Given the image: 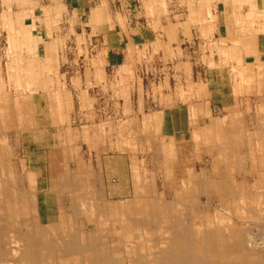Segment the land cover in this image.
Returning a JSON list of instances; mask_svg holds the SVG:
<instances>
[{
  "label": "bare ground",
  "instance_id": "1",
  "mask_svg": "<svg viewBox=\"0 0 264 264\" xmlns=\"http://www.w3.org/2000/svg\"><path fill=\"white\" fill-rule=\"evenodd\" d=\"M180 1L189 4L186 20L162 26L160 40L119 48V62L109 56L112 40L99 49L103 41L90 38L101 23L122 27L124 16L106 12L109 0L88 11L91 33L77 34L83 19L67 7L74 0H0V264H264V61H242L250 35L259 48L264 7ZM139 2L147 23L168 15V0ZM217 17L226 25L219 39L181 45L190 25L212 34ZM68 55L69 86L60 73ZM217 63L233 67L235 103L223 110L211 107L204 71ZM141 64L152 72L147 88ZM134 87L147 98L138 92L146 104L137 108L128 99ZM25 133L38 144L53 140L43 191L53 213L45 220L39 172L22 155ZM105 150L129 154L128 195L104 178Z\"/></svg>",
  "mask_w": 264,
  "mask_h": 264
},
{
  "label": "crops",
  "instance_id": "2",
  "mask_svg": "<svg viewBox=\"0 0 264 264\" xmlns=\"http://www.w3.org/2000/svg\"><path fill=\"white\" fill-rule=\"evenodd\" d=\"M80 1H81V3L78 4ZM109 1H110V4L107 5V7L105 8L106 12H110V11L116 12L122 18L124 16L125 19L123 18L124 23L121 24L122 27L119 28L116 24H114L112 22L101 23V25L98 27V29H95L94 34L90 38L93 39V42L98 41V39H101L103 41V43L99 45V49L101 47H103V48L105 47L108 39L112 40V43H111L112 47L107 48L108 52H109V56H113V58L117 56L118 60L121 59V60H119V62L122 61V58L124 55L123 50H119V48L125 49L128 43H134V44L138 45V48H139V46H143V43H145L148 40L153 41L156 38L158 40L162 39L161 35H163L165 33V29L162 28V26L165 27V26H169L170 24H173V23L184 22L186 20L185 14L187 13L188 7H189V4H187L186 2L182 3L180 0H168V2H170V3L166 4V6H167L166 8H168V15L166 16L165 15L166 13L161 11L160 12L161 14H156V16H153L155 20L152 21L153 24H150V23H147L146 19H145V18H150V16H146V14L143 13L141 15V17H139L138 11H135L136 9H135L133 4L137 1L139 2V0H109ZM130 1H133L134 3L131 5V3H129ZM258 3L261 7L262 6L264 7V0H258ZM139 4L140 5H138V7L141 6V2H139ZM100 5H101V0H74V4H72V3L68 4L67 7L69 8L71 15L76 17V18L81 17V19H83V21L78 20L74 24L73 30L75 31L76 34L79 33V31L81 32V31L85 30L87 32L88 31L90 32V30H93L92 26L90 25L91 24L90 18L88 19L86 17L87 16L89 17L88 11H90V9L93 6H100ZM162 6H163L162 4L158 3V7H162ZM219 10H221L220 4L219 5L218 4L213 5L212 11L214 13L220 12ZM219 17H217V19H215V18L213 19L214 29H213L212 34H208L202 28L198 27V25L197 26L190 25L191 30L189 31L188 35L179 34L180 36L178 37V39H183V42L181 43V45H183V47H184V45L189 44L190 41L194 42V40L195 41L197 40L196 41L197 44L199 46H201V44L203 45L202 41L203 40L206 41V40H208V38H209V40L219 39L222 28L224 26H226L223 21L222 22L220 21ZM207 18L212 19L211 17H207ZM154 24L156 25V29L158 28V30L154 29ZM160 27H161V30H160ZM69 28L71 29L70 26H69ZM69 28H68L67 24L64 23L63 32L67 33ZM182 28H183V25L174 26L175 30H181V32L183 34L184 32H183ZM198 30L200 32H198ZM199 33L201 34V36L199 35ZM218 33H219V35H218ZM209 35H213V36H209ZM70 36H71L70 39L72 41L75 40V36L73 33L70 34ZM170 37H172V36H169L168 39ZM188 37L190 39H188ZM249 40H250V46L248 47L249 53L248 54L244 53L242 55L244 57L242 60L243 64L245 65L247 61L248 62L249 61L253 62L254 60H263L264 61V55H263L264 54V32H262V34L260 35V38H259V48H258V36L257 35H255V34L250 35ZM107 45H109V44H107ZM245 46H244V48H245ZM244 48H243V50H245ZM206 49H208V46H206ZM184 52H186V51L184 50ZM159 54L160 53H157V55H159ZM119 57H121V58H119ZM163 63H164V61H163ZM161 64L162 63L160 62L159 65H161ZM166 64H169V60L166 61ZM217 65H218V63H217ZM217 65L214 67L205 66L204 71L206 73H208L207 74L208 76L205 75L206 81L208 80L206 83L208 89H210V91H211V88H214V87L218 88L217 93H218L219 98L215 97L214 96L215 92L211 91V97H210L211 107L223 110L225 107H227L229 105H233L235 103V95L233 94V90H232L233 85L231 84L232 81L230 80L231 76H229V75H231L230 72H231L233 67H232V65H226V66L224 64H222L221 66H219V65L217 66ZM138 68H139L138 72L144 71V65L142 66V64H141V65H139ZM209 69H210V71L207 72ZM132 87H130V88H132ZM227 89H229V90L227 91ZM129 94H132V91H130ZM130 98H131V95H129L128 99H130ZM253 109H254V107H253ZM118 161L121 162V160H118Z\"/></svg>",
  "mask_w": 264,
  "mask_h": 264
},
{
  "label": "rangeland",
  "instance_id": "3",
  "mask_svg": "<svg viewBox=\"0 0 264 264\" xmlns=\"http://www.w3.org/2000/svg\"><path fill=\"white\" fill-rule=\"evenodd\" d=\"M129 3H131V5H132L134 2L130 1ZM133 5L136 9L135 11H137L138 5H140V4L138 2H135ZM73 61H74V57H72L71 55H68L66 63L61 65V72L60 73L64 74L65 77L68 78L67 86H69V84H70L69 78H71L73 75L72 72L67 71V68L69 67V65ZM161 67H163V66L157 65V68H159L158 73L160 74V77L164 74L163 71H160ZM137 73H138L137 74L138 79H142L144 81V84H146L144 88H147L149 86V83H150L149 80L152 79V72H147L144 70L142 72H137ZM106 74H112V73H110V71H107ZM170 79H171L170 83L174 84L173 83L174 79H172L171 75H170ZM82 85H83V87L85 86V84H82ZM228 90L229 89H227V91ZM211 91L215 92L214 93L215 97H218V93H217L218 88H216V87L211 88ZM87 92L92 97L102 98V95L97 93V91L95 93H93L91 87H88ZM138 92H140V94H143V97H145L144 102H146V99H147L143 89H141V88L136 89L134 87V90L132 91L131 96L133 97L135 108H137V106H139V105L146 104V103H137ZM94 95H96V96H94ZM150 95H152V94H150ZM36 97H37V95H36ZM37 101H39V98L36 99V102ZM140 101H141V99H140ZM36 105L37 106L35 108H37V110L41 111L42 109H44L46 111L45 112L46 116L49 114V110H47L46 103L44 100L37 102ZM96 106L98 107V105H96ZM73 110L76 113L79 112V111H77L78 110V104L76 101L74 103ZM40 111H38V113ZM74 118H75V115H74ZM74 118L72 119L73 124H74V121H73ZM39 123H40V121H39ZM45 123H46V125L50 124V121L48 118L45 120ZM75 123L76 124L73 125L74 127L77 126L78 121H76ZM49 130L53 131L52 128H50ZM24 138L26 139V141L24 142V148H23L22 155H23L24 159L26 160L28 167L31 170H35V172H39L37 175V179H38L40 190L42 191L39 195V208H40L41 215L45 220L47 216L52 215V213H53V211L51 212L49 210V212H47V210H45V208L50 206V204L49 203L47 204L45 202V197L43 194L44 189L47 187V181H46L47 164H48L47 152H48V147H50L49 145L53 144V140L50 141L49 137L46 136V137L41 138V144L40 143L38 144L37 142L33 141L30 138V135L28 133L24 134ZM48 141H50V142H48ZM84 151H86V149H84L83 152ZM206 159H207V157H206ZM118 160H121V162H119ZM102 164H103V168L105 171L104 172V175H105L104 178L111 179V181L113 183L119 182L121 192L128 195V193L130 192V181L129 180H131L130 176H128V172L130 171V166H131V160H130L129 154L124 153L123 155H120L119 153L116 152L113 156H111L110 151L105 150L104 154H103ZM107 191L110 193L109 187L107 188ZM117 192H119V190H117L116 193ZM119 195L120 194H117L116 197L118 198Z\"/></svg>",
  "mask_w": 264,
  "mask_h": 264
}]
</instances>
